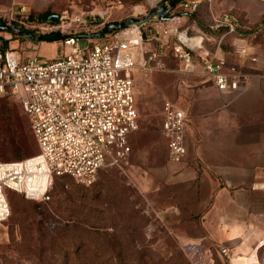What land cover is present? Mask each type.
Segmentation results:
<instances>
[{"label": "rangeland", "instance_id": "1", "mask_svg": "<svg viewBox=\"0 0 264 264\" xmlns=\"http://www.w3.org/2000/svg\"><path fill=\"white\" fill-rule=\"evenodd\" d=\"M162 3L64 0L62 4L49 6L42 14H57L60 19L57 22L65 29L61 35L81 36L78 45L84 49L89 46L88 35L98 32L104 24L144 20ZM155 22L153 18L141 25L144 38L153 36ZM110 34L112 31L107 33ZM11 35L3 36L8 40L14 38ZM23 39L24 44L17 48L21 57L49 62L64 53L60 36ZM165 53L166 65L174 69L170 49L166 48ZM150 55L148 52L144 56ZM193 84L192 77L184 78L174 71L135 70L133 92L139 122L137 131L128 138L130 154L124 172L105 164L91 186L68 177L57 178L47 203L9 192L10 214L0 223V264H264V245L253 252H229L223 256L217 246L184 245L174 230L179 217L176 203L179 197L177 184L167 186L162 178L167 167L166 142L161 134L162 108L164 101H171L185 108L191 119L194 113L191 100H184L180 90ZM200 88L206 96L213 92L209 83ZM5 109L6 115L2 113ZM207 113L208 101H202L201 115L207 118ZM22 117L25 116L16 100L8 97L0 100V125L15 127ZM14 139L10 130L5 136L6 143ZM3 157L1 162L16 160L12 152ZM201 216L191 214L190 218L178 221L184 226L182 233L199 235Z\"/></svg>", "mask_w": 264, "mask_h": 264}, {"label": "built area", "instance_id": "2", "mask_svg": "<svg viewBox=\"0 0 264 264\" xmlns=\"http://www.w3.org/2000/svg\"><path fill=\"white\" fill-rule=\"evenodd\" d=\"M148 1L145 0L147 5L164 2ZM204 1L207 0H181L177 7L182 13L193 14ZM26 17L0 10V24L16 23L27 30L29 40L60 36L64 53L53 61L40 62L34 57L19 56L18 47L3 49L0 42V99L8 97L19 103L37 146L32 157L0 162V223L10 214L7 190L47 203L55 177L91 186L105 164L124 172L130 154L128 138L138 129L135 70L174 71L184 78L209 82L220 92L236 88L249 75L218 57L221 40L227 34L235 36L232 46L238 59L256 62L252 44L237 34V22L229 15L213 18L209 26L210 30L224 29L213 50L203 32L191 34L187 28L171 23V19L155 20V32L150 38H144L140 31L143 23L125 25L99 38L91 39L93 34H89V46L81 49V36L61 35L65 29L58 20L36 23ZM166 48L175 61L174 69L164 61ZM148 52L151 55L145 57ZM162 109L161 134L167 158L178 163L186 155L188 115L171 101H164ZM217 249L223 256L230 252L225 246Z\"/></svg>", "mask_w": 264, "mask_h": 264}, {"label": "crops", "instance_id": "3", "mask_svg": "<svg viewBox=\"0 0 264 264\" xmlns=\"http://www.w3.org/2000/svg\"><path fill=\"white\" fill-rule=\"evenodd\" d=\"M63 2L0 0V10L34 15ZM174 12L168 20L191 34L203 32L211 50L224 34V30L210 33L213 18L232 16L237 34L252 44L256 56L254 63L238 59L232 46L235 36L227 34L218 57L238 65L249 75L247 81L225 92L193 77V86L181 87L180 96L191 100L194 108L186 130V155L178 163L167 158L162 176L167 186L177 184L179 217L174 230L184 245L253 252L264 245V0H207L193 14L182 13L178 7ZM10 33L0 31L6 48L24 44V39L6 40L3 35ZM205 83L213 89L208 96L201 93L200 85ZM202 101H208L207 118L201 115ZM198 213L202 214L200 234L182 233L184 226L178 221Z\"/></svg>", "mask_w": 264, "mask_h": 264}, {"label": "trees", "instance_id": "4", "mask_svg": "<svg viewBox=\"0 0 264 264\" xmlns=\"http://www.w3.org/2000/svg\"><path fill=\"white\" fill-rule=\"evenodd\" d=\"M180 1L181 0H176L172 11L175 10V8L177 7V5L179 4ZM167 4H168V0H164V2L162 3L161 6L166 7ZM172 11H171V13H172ZM41 15H43V14L41 13V14L27 15L26 20L33 21L36 23L46 22L44 20H41ZM49 22L53 23L54 21H49ZM8 26L17 28V29L23 31L24 33H27L26 29L22 28L21 26H18L16 23H10ZM222 30H224V29L209 30V31L212 34H215V33L217 34V33L221 32ZM209 31H207V33H209ZM109 32H111V31H107L106 34ZM12 35L14 38H18V39L24 38V37L17 35L15 33H12ZM50 36H48V37H50ZM52 36H56V35L52 34ZM0 42H1L2 48L5 49L7 46V43L5 41H0ZM7 112H8V109H5V111H3L2 113L6 115ZM22 112H23V110H22ZM23 114L25 117L24 118L22 117L23 119L18 121V123L15 127H12V126L10 127L9 125H7V126L0 125V159L4 158L3 155L5 153L12 152L13 158L16 159L15 161H20V160L28 158L26 156L29 155L31 152H34L37 149V146H36V143H35L34 137L32 135L31 128H30L29 120H28V118L24 112H23ZM20 117H19V119H20ZM10 130L12 131L15 139L13 142H7L6 143L5 136L9 133ZM36 153H37V151L33 155H35ZM33 155H31L29 157H32ZM10 162H14V161H10ZM57 178H63V177H55L53 179L51 188L53 186L55 179H57ZM51 188L49 190V195L51 193ZM9 192H13V191L7 190L5 192V196H6L8 205H9V201H8V193ZM9 210H10V207H9Z\"/></svg>", "mask_w": 264, "mask_h": 264}, {"label": "water", "instance_id": "5", "mask_svg": "<svg viewBox=\"0 0 264 264\" xmlns=\"http://www.w3.org/2000/svg\"><path fill=\"white\" fill-rule=\"evenodd\" d=\"M175 2H176V0H168V4L166 7H163L160 5V6L153 8L150 11L149 16L147 18H145L144 20H141V21L134 22L133 19H125V20H122L118 23L104 24L98 32H96L95 34H93L91 36H93L95 38H99L102 35L106 34L107 31H116V30L123 28L125 25L131 24V23L142 24L144 22L151 21L155 17L157 18L156 20H158V21L167 20L170 18L169 14L171 13ZM58 18L59 17L57 14H43V15H41V20H44V21H57ZM0 31L12 32V33L20 35L24 38L29 37V35L27 33H24L23 31H21L17 28L2 25V24H0ZM42 39H45V38H43V37L38 38V40H42ZM56 39L57 38H55L54 40H56Z\"/></svg>", "mask_w": 264, "mask_h": 264}, {"label": "bare ground", "instance_id": "6", "mask_svg": "<svg viewBox=\"0 0 264 264\" xmlns=\"http://www.w3.org/2000/svg\"><path fill=\"white\" fill-rule=\"evenodd\" d=\"M153 1H154V0H149L148 2L151 4V3H153Z\"/></svg>", "mask_w": 264, "mask_h": 264}]
</instances>
